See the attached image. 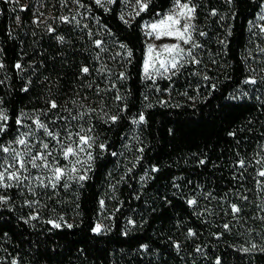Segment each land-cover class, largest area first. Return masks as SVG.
<instances>
[{
  "label": "trees",
  "instance_id": "1",
  "mask_svg": "<svg viewBox=\"0 0 264 264\" xmlns=\"http://www.w3.org/2000/svg\"><path fill=\"white\" fill-rule=\"evenodd\" d=\"M193 2L197 5L195 23L208 33L196 37L204 48L198 50L203 63L195 70L211 79L189 75L194 68L188 67L173 78L168 92L160 93L148 87L150 81L141 80L147 44L142 25L157 19V13L167 12L173 0H151L148 10L135 19L129 15H134L135 0H128L127 6L118 0L107 6L108 11L94 0H81L85 8L72 3L62 7L61 0H0V63L5 65L0 69L4 81L0 107L10 118L0 143L16 138L15 121L23 110L29 117L48 112L40 119L53 131H60L61 138L66 136V128L76 132L82 123L85 127L93 124L92 135L99 137L96 143L106 141L109 146L107 153L94 149L96 160L83 187L72 183L68 190L58 188L57 194L38 189V197L26 189H0L12 198L9 204L0 205V264H11L13 258L18 264H216L218 258L221 264H264L259 247L242 251L252 243L264 246V223L253 219L264 215L258 208L264 204V194L256 184L260 165L255 163L258 145L264 143V54L258 49V45L264 46V39L254 37L252 33L258 29L250 31L249 25V21L259 23L264 0ZM213 9L219 15L210 16ZM122 13L128 23L120 19ZM73 15L79 25L59 19ZM49 26L55 31L49 33ZM229 26L225 49L218 39ZM57 36L64 41L58 42ZM95 40L105 42L108 51L95 47ZM119 42L132 50L131 63ZM17 62L23 64V72L15 69ZM83 66L91 69L90 74L81 73ZM120 72L127 73L126 81L117 80ZM250 77L257 80L255 85L244 83ZM113 81L126 96L123 103L114 99L115 90L97 95V86L107 89ZM157 83L162 89L169 87L167 80ZM25 85L29 90L22 92ZM185 91L188 95H182ZM145 93L148 100H144ZM101 98L104 111L112 114L127 104L116 124L97 118L102 115ZM53 99L59 107L49 110L48 101ZM74 100H83L97 113L83 121L72 120L81 110L73 105ZM149 103L151 107H145ZM141 111L147 123L137 127L131 120ZM25 124L35 127L31 118ZM37 135L49 139L42 132ZM32 142L38 145V141ZM13 147L22 150L23 146ZM140 147H144L143 153L138 151ZM54 155L61 164L66 163L58 146ZM137 157H142L139 163ZM241 157L250 162L246 168L237 164ZM201 159L206 163L200 165ZM153 166L159 171L152 172ZM207 193L211 197L205 198ZM193 197L198 200L195 209L186 203ZM36 199L40 203L32 208L25 203ZM232 203L243 209L239 221L231 214ZM35 214L38 219L25 223ZM129 219L135 224H128ZM49 220L61 227L53 228ZM97 223L102 225L100 234L92 232ZM224 223L234 225L230 232L223 229ZM190 229L195 235H188Z\"/></svg>",
  "mask_w": 264,
  "mask_h": 264
},
{
  "label": "snow or ice",
  "instance_id": "2",
  "mask_svg": "<svg viewBox=\"0 0 264 264\" xmlns=\"http://www.w3.org/2000/svg\"><path fill=\"white\" fill-rule=\"evenodd\" d=\"M118 0H94V3L98 7L105 8V11L110 10L107 6L114 5ZM121 3L128 5V0H120ZM227 3L231 4L233 0H226ZM69 3L76 4L78 8H85L86 6L81 3V0H61L62 7H67ZM151 0H135L133 6V13H130L131 19H135L141 13L148 10ZM264 8V5H262ZM197 5L193 0H173L172 7L164 13H157V19H154L151 22H146L142 27L144 28L145 36L149 39H154L155 41L162 40H171L172 43H147L145 49V57L142 64L141 80L142 82H151L148 85L149 88H154L156 92H168L172 88L173 78H177L183 74L184 70L188 67H193L194 70L189 73L192 76H198L204 81L211 79L206 73H202L199 70H195L198 66L202 65L203 61L201 54L198 50L204 48V45L197 40V36L206 37L207 32L200 30L196 25L195 21L197 19ZM76 15H83L77 12ZM76 15L71 16H61L59 19L64 23H70L75 21L77 25L80 24V20H77ZM210 16L215 17L219 15L216 9L211 10L209 13ZM120 19L125 23L128 21L125 19L124 14L122 13ZM225 17H221V20ZM258 21L253 22L249 21L250 31L251 29H258V31L253 32L252 35L257 39H264V12L258 15ZM37 21H34L36 23ZM97 23L99 20L97 19ZM84 27H87L85 25ZM107 27V26H103ZM49 33L54 32L55 29L51 26L48 27ZM11 35V34H10ZM88 35L91 37L92 33L89 31ZM231 35V26L228 27L226 34L223 38L218 39V43L222 45L225 49L228 45V37ZM58 42H63V36H57ZM95 47L99 48L101 52L108 51V46L105 42L101 40L94 41ZM119 48L126 50V56L128 63H131L133 58V52L128 46L122 42H119ZM259 53L264 54V46L258 45ZM117 55H121L117 53ZM99 58V53L97 54ZM215 63V60L212 61ZM5 65L0 63V69H3ZM15 69L19 72L24 71V66L22 63L17 62L14 65ZM106 70V69H101ZM81 73L84 75L90 74L91 69L87 66H83L80 69ZM128 79L126 72H120L117 76V80L126 81ZM158 80H167L169 81V87L162 89L157 83ZM4 81L0 80V84H3ZM247 84L255 85L257 80L254 77H250L244 81ZM91 86V85H90ZM215 88V85L212 86ZM29 90L28 86L25 85L21 91L27 92ZM116 91L114 99L116 101L124 102L126 96L120 93L118 85L113 81L107 89H100L97 86V95L101 91ZM182 95H188L185 91ZM247 95V93H244ZM238 98V97H233ZM86 99V98H85ZM148 94H144V100H148ZM161 105L167 104L166 100L157 101ZM73 105H79L81 109L77 114L72 115V120L83 121L85 116L97 113V109L91 107L90 105L84 104L83 100L77 102L72 101ZM0 104H3L2 98H0ZM49 110H54L59 107L56 100L48 101ZM104 101L101 98L100 102V112L102 115L97 118L100 119L105 124H116L120 118L121 113H123L127 104H124L123 108H119L118 111L114 114L104 111ZM145 107H151V104L145 105ZM71 113L70 109H66ZM48 112H40L39 115L34 117H29L27 113L23 110L16 118V125L18 135L14 140H10L6 143H0V153H3L0 156V189H10L18 188L23 192L25 189L34 197H38L40 193L38 189H51L53 194H57V189L63 187L65 190L71 188L72 183H76L83 187V182L90 179L89 173L93 169V164L96 160V157L93 155L95 148H99L101 153H107L109 146L107 142H102L97 144L96 141L99 138L98 136L92 135L95 131V125L89 124L88 127H85L84 124H80L79 131L73 132L70 128H66V136L61 138L60 131H53L49 124L44 120L40 119V116H47ZM32 119V125H35L34 128L31 125H26L25 120ZM9 116L7 110L3 107H0V136L5 134L9 130ZM55 123V120L51 121ZM131 123L135 126L146 124V116L143 111H141L135 118L131 120ZM27 127L29 130L24 132L20 131L21 128ZM38 132H42L43 136L49 138L48 140L42 139L37 135ZM229 135H234V133H229ZM29 137L32 138V141H38V145L29 140ZM138 139V136H134ZM67 140L69 143H65ZM50 141H55V145H51ZM13 145L23 146L22 150H17ZM57 146L59 148V154L63 157L66 163L61 164L59 159L54 153L57 151ZM140 153L144 152V147L138 149ZM112 156H117L118 153L111 152ZM258 159L255 160V163L260 165L256 171V176L260 179L256 180L257 187L259 191L264 194V143L258 145V151L256 153ZM83 157V158H82ZM142 157H137V163ZM206 161L201 159L199 161L200 165L205 164ZM249 161H246L241 157L237 164L240 168H246L249 164ZM135 167V165H133ZM35 170V174L33 173ZM132 169H129L131 172ZM152 172L159 171L155 166L151 169ZM147 175V172L145 173ZM235 178V177H234ZM123 179V178H122ZM141 179H144L142 177ZM175 179H181L177 177ZM211 197V193H207L205 198ZM213 199L215 197H212ZM243 200H247V196L240 197ZM11 197L4 195L0 192V205H7L11 201ZM261 199L264 200V195L261 196ZM26 205L30 208L34 205L40 203L39 199L36 200H26ZM187 205L190 208L195 209L198 204V200L193 197L186 201ZM101 208L105 207V201L101 199L99 201ZM231 214L234 220H240V213L243 211L242 207L236 203L230 205ZM261 212H264V204L258 206ZM11 210V209H9ZM207 210V209H205ZM38 219V214L30 215L25 223L30 222L31 220ZM63 220V217L60 218ZM253 219H260L264 223V215L254 216ZM52 224L53 228H60L61 224L53 220L47 221ZM128 224L134 225L135 222L132 219L128 220ZM68 228L73 227L71 224L66 225ZM223 229L227 232H230L234 225L230 223H224L222 225ZM102 231V225L97 223L93 228L92 232L100 234ZM251 231V230H250ZM125 235L127 232L124 233ZM6 235V234H5ZM189 236L195 235V233L190 229L188 232ZM217 234V238L219 239ZM264 239V236L261 237ZM144 249H147V245L141 246ZM259 247V250L264 252V246H258L255 243H252L250 247L242 248L244 252H250L256 250ZM176 248H179V245H176ZM200 251V249H197ZM11 264H18L15 258L12 259ZM216 264H221L220 259L216 260Z\"/></svg>",
  "mask_w": 264,
  "mask_h": 264
},
{
  "label": "rangeland",
  "instance_id": "3",
  "mask_svg": "<svg viewBox=\"0 0 264 264\" xmlns=\"http://www.w3.org/2000/svg\"><path fill=\"white\" fill-rule=\"evenodd\" d=\"M19 0H17V3H18ZM21 8L23 9L24 6H21ZM174 41H171V40H162V41H155L154 39H149L147 38V43H156V44H160V43H172ZM83 158V157H82Z\"/></svg>",
  "mask_w": 264,
  "mask_h": 264
}]
</instances>
